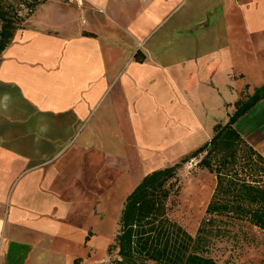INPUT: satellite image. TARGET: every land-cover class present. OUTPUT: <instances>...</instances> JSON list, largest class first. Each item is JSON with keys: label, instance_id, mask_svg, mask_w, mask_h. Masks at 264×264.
<instances>
[{"label": "crops", "instance_id": "0c3cea01", "mask_svg": "<svg viewBox=\"0 0 264 264\" xmlns=\"http://www.w3.org/2000/svg\"><path fill=\"white\" fill-rule=\"evenodd\" d=\"M263 82L264 0L39 5L0 54V264H113L132 188ZM238 121L264 157V100Z\"/></svg>", "mask_w": 264, "mask_h": 264}, {"label": "trees", "instance_id": "16d2710c", "mask_svg": "<svg viewBox=\"0 0 264 264\" xmlns=\"http://www.w3.org/2000/svg\"><path fill=\"white\" fill-rule=\"evenodd\" d=\"M46 0H0V54L16 30ZM264 100V82L233 103L225 123H217L201 146L177 163L147 173L125 197L113 241L106 252L113 264H219L211 256L218 239L237 237L244 222L264 230V157L235 125ZM196 164L214 175V188L195 233L171 217L178 168Z\"/></svg>", "mask_w": 264, "mask_h": 264}, {"label": "rangeland", "instance_id": "374dc122", "mask_svg": "<svg viewBox=\"0 0 264 264\" xmlns=\"http://www.w3.org/2000/svg\"><path fill=\"white\" fill-rule=\"evenodd\" d=\"M59 1L64 4L67 3V0ZM244 120H247L245 122L242 121L244 122L243 125L246 124L245 126H250L256 121L255 118L252 120L244 118ZM199 158L194 157L181 164L178 168V185L180 190L174 198L175 205L171 212V217L192 235L204 216L205 207L214 188V175L196 164ZM204 185L209 187L208 193L200 205L196 206L194 202L189 200L187 195L196 190L199 191ZM116 229L117 222L115 221L110 229V242L114 239ZM235 234L238 235L236 238L230 235L228 238L216 240L210 250L211 256L219 264H264V230H260L244 222L241 228L236 230Z\"/></svg>", "mask_w": 264, "mask_h": 264}, {"label": "bare ground", "instance_id": "6f19581e", "mask_svg": "<svg viewBox=\"0 0 264 264\" xmlns=\"http://www.w3.org/2000/svg\"><path fill=\"white\" fill-rule=\"evenodd\" d=\"M208 188L206 185L202 186V188L198 191L196 190L193 193L187 195L191 202H194L196 206L200 205V203L206 198L208 193Z\"/></svg>", "mask_w": 264, "mask_h": 264}]
</instances>
